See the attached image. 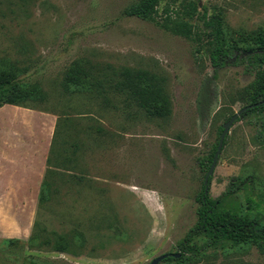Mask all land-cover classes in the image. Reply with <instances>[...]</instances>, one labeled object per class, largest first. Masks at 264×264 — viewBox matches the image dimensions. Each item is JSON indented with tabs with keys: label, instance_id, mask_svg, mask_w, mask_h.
<instances>
[{
	"label": "rangeland",
	"instance_id": "374dc122",
	"mask_svg": "<svg viewBox=\"0 0 264 264\" xmlns=\"http://www.w3.org/2000/svg\"><path fill=\"white\" fill-rule=\"evenodd\" d=\"M137 1L0 0V70L16 72L38 91L20 105H4L0 126L37 129L47 151L36 190L0 198V264H25L26 258L151 264L164 254L181 256L180 244L198 223L221 127L247 105L242 94L260 68L243 58L214 69L198 17L204 8L219 14L227 39L255 34L264 30V0H172L173 16L194 29L192 39L124 15ZM76 61L91 78L66 90L65 74ZM123 67L163 78L169 117L149 115L110 87ZM263 139L264 113L235 122L207 195L217 199L232 190L226 208L261 226ZM59 236L66 252L52 249ZM262 242L213 244L197 237V255L187 251L183 264H264Z\"/></svg>",
	"mask_w": 264,
	"mask_h": 264
},
{
	"label": "trees",
	"instance_id": "16d2710c",
	"mask_svg": "<svg viewBox=\"0 0 264 264\" xmlns=\"http://www.w3.org/2000/svg\"><path fill=\"white\" fill-rule=\"evenodd\" d=\"M161 1L138 0L124 10V15L155 22L166 32L192 39L195 34L194 29L173 16L172 0H168L163 9L160 7ZM198 20L201 21L203 27L201 33L207 38V51L214 69L219 70L227 67L243 58L253 59L254 65L260 67L256 73L255 81L243 92L242 97L247 103L246 106L261 102L262 104L243 113L236 122L252 113H264V30H259L255 34L242 33L236 38L227 39L223 30V19L219 14L210 15L204 8ZM90 78L91 73L80 62L76 61L67 70L63 87L66 90L72 86L83 87ZM114 79L115 81L113 80L114 82L110 87L117 93L123 94L129 102L142 108L149 115L158 118H166L171 115V101L166 92L164 80L159 75L144 69L135 70L123 67L116 70ZM95 85L102 86L100 81H96ZM37 95V87L21 83L16 72L0 70V108L4 105H20L33 96L37 97ZM221 131H223L222 127ZM260 137L261 134L257 136V139ZM216 150L217 147L209 160L210 165ZM211 179L210 177L209 186ZM204 190L203 184V190L199 197L198 223L180 244L179 247L182 251L180 258H174L168 254L169 256L163 261H175L176 264L188 262L190 258L185 256L187 251L192 252V255L198 253L199 249H196L195 245L192 244L197 237H205L213 244L230 240L239 244L254 243L262 247L264 226H261L258 220L250 219L246 215H240L226 208L225 202L233 194L232 190H228L217 199L205 196ZM41 199L44 200L45 198ZM247 202L248 206L252 204L250 198L247 199ZM58 239L52 242V249L57 252H66L68 246L64 240L65 237L59 236ZM9 242L12 243L13 240H9ZM24 263L41 264L34 258H26Z\"/></svg>",
	"mask_w": 264,
	"mask_h": 264
},
{
	"label": "crops",
	"instance_id": "0c3cea01",
	"mask_svg": "<svg viewBox=\"0 0 264 264\" xmlns=\"http://www.w3.org/2000/svg\"><path fill=\"white\" fill-rule=\"evenodd\" d=\"M4 109L8 112L3 106L0 113ZM36 132L35 128L0 126V198L34 191L42 180L47 151L40 148Z\"/></svg>",
	"mask_w": 264,
	"mask_h": 264
},
{
	"label": "water",
	"instance_id": "95a60500",
	"mask_svg": "<svg viewBox=\"0 0 264 264\" xmlns=\"http://www.w3.org/2000/svg\"><path fill=\"white\" fill-rule=\"evenodd\" d=\"M261 104H262V102L261 103L252 104V105H248V106L243 107L237 113H235L233 116H231V118L227 122H225L223 124V131H222L221 136H220V139H219V143H218V146H217V150H216V152L214 154L212 163H211V165H210V167L208 169V172L206 173L205 179H204V187H205L204 193H205V196H207L208 193H209V179L214 174V171H215V168H216V165H217V161H218L219 156H220V154L222 152V149H223V146H224V143H225V139H226V136L229 133L230 128L234 125V123L236 122V120L243 113H245L249 109H252L254 107L260 106ZM168 256H169L168 254L161 255V256L155 258L151 262V264H159L164 259H166ZM171 256L174 257V258H179L180 257V254H173Z\"/></svg>",
	"mask_w": 264,
	"mask_h": 264
}]
</instances>
